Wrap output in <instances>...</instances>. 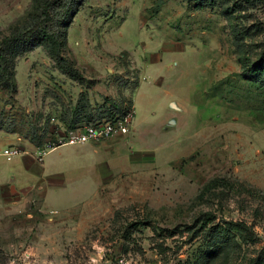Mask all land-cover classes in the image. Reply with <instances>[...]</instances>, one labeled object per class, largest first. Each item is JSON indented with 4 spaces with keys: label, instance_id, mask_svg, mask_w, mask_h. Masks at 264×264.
<instances>
[{
    "label": "rangeland",
    "instance_id": "374dc122",
    "mask_svg": "<svg viewBox=\"0 0 264 264\" xmlns=\"http://www.w3.org/2000/svg\"><path fill=\"white\" fill-rule=\"evenodd\" d=\"M33 5L0 0V39ZM77 8L62 50L76 72L43 44L8 51L15 89L0 80V121L36 152L75 130L59 117L71 121L80 93L93 111L105 97L130 98L138 68L132 128L51 149L47 180L20 196L1 193L0 264L264 258V86L242 76L261 62L264 0L201 9L192 0H78ZM165 34L183 48L165 50ZM170 111L177 121L163 123Z\"/></svg>",
    "mask_w": 264,
    "mask_h": 264
},
{
    "label": "trees",
    "instance_id": "16d2710c",
    "mask_svg": "<svg viewBox=\"0 0 264 264\" xmlns=\"http://www.w3.org/2000/svg\"><path fill=\"white\" fill-rule=\"evenodd\" d=\"M195 9L214 6L218 0H192ZM248 2L252 0H247ZM263 1V0H258ZM78 0H34L33 7L27 12L25 21L22 24H16L9 34L0 39V80L5 85L15 89V81L7 66L8 51L24 47L31 48L38 44H43L49 52L55 57L59 64L66 65L71 71L76 72L73 64L63 55L62 50L67 42L66 29L71 22L74 14L77 12ZM121 56H126V52H122ZM126 63V62H125ZM242 76L252 82L264 86V51L262 52L261 62L259 65L245 64L242 69ZM134 89L137 86V80L133 83ZM131 105V98L122 97L117 103L112 99L105 97L103 103L96 111H93L87 93H80L72 113V119L66 123L65 116L59 117V122L67 129L76 128L77 122L80 121V115L84 116L85 123L92 122L101 118L103 115L112 117L115 113H121L123 103ZM0 129L10 131L11 126L3 127L0 121ZM33 144L39 141L36 135L30 140ZM216 179L209 181L203 189L207 190L216 184ZM207 221H203L200 229L193 231V235L205 227ZM211 249L210 252H212ZM250 264H264V258L260 255L255 256Z\"/></svg>",
    "mask_w": 264,
    "mask_h": 264
},
{
    "label": "crops",
    "instance_id": "0c3cea01",
    "mask_svg": "<svg viewBox=\"0 0 264 264\" xmlns=\"http://www.w3.org/2000/svg\"><path fill=\"white\" fill-rule=\"evenodd\" d=\"M166 37L168 41L163 45L165 50L183 48V45L175 40L174 37L167 35ZM127 53L129 54V52ZM158 60V54L151 55L152 62ZM77 64L79 65V62H77ZM138 72L139 79L135 89L139 88L140 83V71L137 68V73ZM134 90L130 93L131 100H133ZM169 102L170 104L171 102L175 103L176 106L173 108L181 109L176 101L170 99ZM170 113L171 115H167L163 123H175L176 117H174L172 111H170ZM136 124L138 125V122H136ZM7 147H14L19 150V153L12 156L10 159H7L1 154V151ZM34 149L35 147L27 139L21 138L17 133L0 129V197L1 193L3 198L14 194L20 196L25 189H30L35 182L38 183L42 178L47 180L48 174L50 173H47L44 165V157L49 151L44 155L43 159L39 161L34 155Z\"/></svg>",
    "mask_w": 264,
    "mask_h": 264
},
{
    "label": "built area",
    "instance_id": "2783aa9c",
    "mask_svg": "<svg viewBox=\"0 0 264 264\" xmlns=\"http://www.w3.org/2000/svg\"><path fill=\"white\" fill-rule=\"evenodd\" d=\"M124 110L121 113H115L112 117L103 115L101 118L95 119L92 122L83 123L76 127L75 130L65 136L63 139H58L57 142L50 143L44 148L37 150L34 155L37 160L41 161L44 155L53 148L62 145H77L87 142H96L108 139L115 135H125L132 128V120L134 118V108L132 104L123 103ZM19 153V150L14 147H7L1 151L7 159Z\"/></svg>",
    "mask_w": 264,
    "mask_h": 264
},
{
    "label": "water",
    "instance_id": "95a60500",
    "mask_svg": "<svg viewBox=\"0 0 264 264\" xmlns=\"http://www.w3.org/2000/svg\"><path fill=\"white\" fill-rule=\"evenodd\" d=\"M171 106H172V107H175L176 105H175V103H174V102H171Z\"/></svg>",
    "mask_w": 264,
    "mask_h": 264
}]
</instances>
